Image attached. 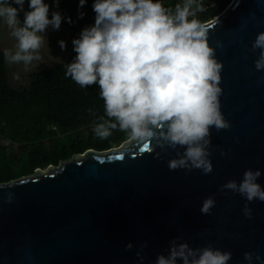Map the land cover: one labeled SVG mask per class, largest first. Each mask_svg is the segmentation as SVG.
I'll use <instances>...</instances> for the list:
<instances>
[{"label": "water", "instance_id": "obj_1", "mask_svg": "<svg viewBox=\"0 0 264 264\" xmlns=\"http://www.w3.org/2000/svg\"><path fill=\"white\" fill-rule=\"evenodd\" d=\"M204 24L224 65L221 110L231 123L211 129L213 172L170 170L176 150L157 157L130 139L120 149H89L46 174L0 184V264H138L145 243L144 264H153L176 237L193 248L231 251L229 264H246V252L264 257V202L249 205V219L245 198L221 191L249 168L264 171V72L250 51L264 31V0H233ZM258 183L264 186V175ZM9 192L14 199L5 202ZM210 196L216 206L202 214Z\"/></svg>", "mask_w": 264, "mask_h": 264}, {"label": "clouds", "instance_id": "obj_2", "mask_svg": "<svg viewBox=\"0 0 264 264\" xmlns=\"http://www.w3.org/2000/svg\"><path fill=\"white\" fill-rule=\"evenodd\" d=\"M87 3L79 0L78 8ZM52 5L58 9L60 0H52V4L46 0H0V24L15 41L11 48L3 49L7 64L22 65L27 73L46 63L43 52L46 45L49 49V27L58 31L62 23H73L60 11H52L50 19ZM92 9L94 24L73 39L77 55L64 69L65 78L81 88L99 86L104 116L95 124L94 135L103 140L118 130L155 151L157 157L176 150V157L168 161L170 170L212 173L211 129H229L231 123L221 110L224 65L210 46V26L197 19V14L206 10L204 0H178L172 8L163 0H93ZM85 15L79 12L78 18ZM58 43L66 50V41ZM217 45L222 46L219 41ZM250 51L258 52L255 69L264 72V31L257 34ZM262 175L264 171L249 168L242 181L230 180L221 188L245 198L243 214L249 219L253 217L249 205L256 200L264 202V186L258 183ZM13 199L14 193L9 192L5 202ZM215 206L216 199L210 196L200 211L211 215ZM146 246L142 244L137 252L138 264H144ZM133 247L132 242L126 245L128 250ZM232 257L231 251L212 244L193 248L176 237L169 242L167 255L159 254L153 264H229ZM244 261L264 264V257L246 252Z\"/></svg>", "mask_w": 264, "mask_h": 264}, {"label": "trees", "instance_id": "obj_3", "mask_svg": "<svg viewBox=\"0 0 264 264\" xmlns=\"http://www.w3.org/2000/svg\"><path fill=\"white\" fill-rule=\"evenodd\" d=\"M46 2L52 4V0ZM177 2L163 0L170 8ZM232 2L204 0L206 10L200 12L197 19L208 23L223 14ZM92 3L93 0H88L83 8H78L79 0H60L57 10L72 18L73 23L68 24L73 28L74 38L79 37L83 28L94 24ZM24 7L25 11L29 10L27 2ZM79 12L86 13L83 19L78 18ZM20 19L23 22V12ZM71 50V56L64 63L32 73L29 86L24 89L11 86L9 64L0 50V136H5V140L12 144V147L0 144V184L32 176L37 170L49 166L58 167L89 149L107 152L130 140L126 133L118 130L103 140L94 135L95 124L104 116V102L99 96L98 85L81 88L70 78H65L64 65L71 63L77 55L73 47ZM83 126H92L88 137L82 133ZM61 134L64 138L76 136V139L71 144L63 143ZM11 149L20 152L16 163L18 170L11 163Z\"/></svg>", "mask_w": 264, "mask_h": 264}, {"label": "rangeland", "instance_id": "obj_4", "mask_svg": "<svg viewBox=\"0 0 264 264\" xmlns=\"http://www.w3.org/2000/svg\"><path fill=\"white\" fill-rule=\"evenodd\" d=\"M52 11H58L54 5H52V7H50V14H49L50 19H51V12ZM198 14H197V16H198ZM46 36H47V39L49 42V49L50 50L47 48V45H46L44 52H43L44 57H45V61H46L45 64H41L38 69H33L32 71L27 72V73H25L23 71L22 65H8L9 81H10V84L12 87H14L16 89L28 88L29 76L32 73L39 72V71H42L44 69H48V68L57 66L61 63H64L71 56V54H72L71 47L73 45L72 41L74 39V32H73V28L71 25L64 22V23H62L61 28L58 31H53L51 29V27H49V29L46 33ZM61 40L66 41V43H67L66 50H61L59 43H58ZM14 43H15V41L8 36L7 28L3 24H0V50L3 51L4 48H11ZM17 74L19 75L18 80L15 78ZM91 128H92V126H88V127L83 126L82 127V133L85 137H88L89 131ZM75 139H76V136H72L71 139H67V138H64L62 134L60 135V140L63 143L71 144L72 141H74ZM0 143H2L3 145L9 144V142L7 140H2L1 138H0ZM8 146L12 147V144L10 143ZM120 148H122V145L117 147L116 149H120ZM10 153H11L10 157L12 158L11 163H13V166L15 167V169L18 170L19 166L16 163L19 160L17 156L20 155V152L17 149H13V150L11 149ZM22 163L23 162L20 161V164H22ZM54 168H57V167H54ZM48 169L42 170V173L46 174L48 172ZM29 177H31V176H29ZM25 178H27V177H25ZM21 179H24V178H21Z\"/></svg>", "mask_w": 264, "mask_h": 264}, {"label": "flooded vegetation", "instance_id": "obj_5", "mask_svg": "<svg viewBox=\"0 0 264 264\" xmlns=\"http://www.w3.org/2000/svg\"><path fill=\"white\" fill-rule=\"evenodd\" d=\"M5 136H0V138L2 139V140H5V138H4ZM0 144H2V143H0ZM9 145V144H8ZM50 167H54V166H49L48 168H50ZM47 168V169H48ZM41 170V169H40Z\"/></svg>", "mask_w": 264, "mask_h": 264}, {"label": "snow or ice", "instance_id": "obj_6", "mask_svg": "<svg viewBox=\"0 0 264 264\" xmlns=\"http://www.w3.org/2000/svg\"><path fill=\"white\" fill-rule=\"evenodd\" d=\"M143 149H144L145 151H149V149H148V148H145V147H144Z\"/></svg>", "mask_w": 264, "mask_h": 264}, {"label": "crops", "instance_id": "obj_7", "mask_svg": "<svg viewBox=\"0 0 264 264\" xmlns=\"http://www.w3.org/2000/svg\"><path fill=\"white\" fill-rule=\"evenodd\" d=\"M72 47H73V45H72ZM72 47H71V48H72ZM71 51H72V50H71Z\"/></svg>", "mask_w": 264, "mask_h": 264}]
</instances>
